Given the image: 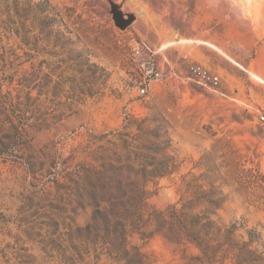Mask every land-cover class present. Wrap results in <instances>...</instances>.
Here are the masks:
<instances>
[{
	"label": "rangeland",
	"instance_id": "obj_1",
	"mask_svg": "<svg viewBox=\"0 0 264 264\" xmlns=\"http://www.w3.org/2000/svg\"><path fill=\"white\" fill-rule=\"evenodd\" d=\"M48 1L89 62L0 24V264H236L173 207L256 231L264 264V0ZM142 44L161 79L139 96Z\"/></svg>",
	"mask_w": 264,
	"mask_h": 264
},
{
	"label": "trees",
	"instance_id": "obj_2",
	"mask_svg": "<svg viewBox=\"0 0 264 264\" xmlns=\"http://www.w3.org/2000/svg\"><path fill=\"white\" fill-rule=\"evenodd\" d=\"M0 24L13 35L20 37L22 30L40 31L45 39L51 37L57 47L69 52L74 66L88 63L89 58L82 56L77 45L70 41L71 31L66 26L58 10L48 0H0ZM47 32V33H45ZM54 33V34H51ZM82 58L83 60L79 59ZM176 170L172 164L166 162L161 166L160 178L170 175ZM218 208L216 203H213ZM174 225L176 230L182 232L188 240L196 245L204 257H235L236 264L246 263L249 258L258 257L256 250L249 248L243 235H248L249 240L256 238V231H246L245 227L238 226L237 222L222 225L220 218H211V214L199 215L188 208L176 209L173 207ZM214 215V213H212ZM215 216V215H214ZM107 218V217H105ZM104 221L109 229L112 224L109 219ZM220 224V227L217 224ZM263 249L264 246L262 245ZM225 259V258H224Z\"/></svg>",
	"mask_w": 264,
	"mask_h": 264
},
{
	"label": "built area",
	"instance_id": "obj_3",
	"mask_svg": "<svg viewBox=\"0 0 264 264\" xmlns=\"http://www.w3.org/2000/svg\"><path fill=\"white\" fill-rule=\"evenodd\" d=\"M151 53L152 51L145 44L137 45L133 48L134 64L142 78V86L139 88V96H144L150 84L161 79V72L155 62L151 59ZM187 70L199 85L207 87L214 92L219 89V76L204 64L199 62L190 63ZM257 118L259 123L264 127V111L259 112Z\"/></svg>",
	"mask_w": 264,
	"mask_h": 264
},
{
	"label": "water",
	"instance_id": "obj_4",
	"mask_svg": "<svg viewBox=\"0 0 264 264\" xmlns=\"http://www.w3.org/2000/svg\"><path fill=\"white\" fill-rule=\"evenodd\" d=\"M118 25H119L120 27H124V26L126 25V23H125V22H118Z\"/></svg>",
	"mask_w": 264,
	"mask_h": 264
}]
</instances>
